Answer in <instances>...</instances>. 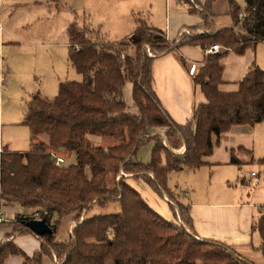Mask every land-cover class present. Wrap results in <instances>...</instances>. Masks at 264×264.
Instances as JSON below:
<instances>
[{
  "label": "trees",
  "instance_id": "obj_1",
  "mask_svg": "<svg viewBox=\"0 0 264 264\" xmlns=\"http://www.w3.org/2000/svg\"><path fill=\"white\" fill-rule=\"evenodd\" d=\"M181 1L204 21L192 28L191 35L180 33L174 44L220 46L219 52L208 53L193 77L206 101L195 107L184 125L170 118L152 89V61L173 44L161 32L139 16L132 34L116 43L101 40L90 25L67 28L68 59L82 79L61 82L51 100L31 96L21 121L31 132L29 150L0 154V203H18L44 213L53 232L37 236L40 245L32 256L12 239L6 240L0 244V264L10 255L22 256L21 264H49L54 258L58 264H105L107 260L113 264H253L229 245L196 238L189 206L174 196L167 175L202 167L203 157L213 152L222 133L264 122V70L258 65L247 69L236 90L219 89L225 50L241 53L248 45L264 41V0H243L242 17L237 1L227 0L232 25L212 33L203 30L214 25V0ZM127 82L132 84L134 111H129L123 98ZM95 137L102 142L97 144ZM109 138L116 142L107 144ZM149 142H153L151 159L143 163L137 151ZM68 153H73L74 163L56 166L54 157ZM258 160L264 164V156ZM230 162L238 163L232 150ZM109 167L116 175L141 178L167 196L176 220L164 219L123 176L109 185ZM111 204H118L119 211L93 213ZM28 214L7 223L13 234L31 233L24 224ZM65 219L75 222L68 238L58 240L55 233ZM252 228L259 234L257 249L264 255V214Z\"/></svg>",
  "mask_w": 264,
  "mask_h": 264
},
{
  "label": "crops",
  "instance_id": "obj_2",
  "mask_svg": "<svg viewBox=\"0 0 264 264\" xmlns=\"http://www.w3.org/2000/svg\"><path fill=\"white\" fill-rule=\"evenodd\" d=\"M149 1V7L146 9H140L143 11H139L141 12V16L139 17L145 20L147 26L161 32L168 42H173L171 50L155 57L152 61V89L161 106L170 118L175 123L184 125L191 119L195 107L206 101L200 86L193 83V77L206 61L208 52H206L205 48L202 49L196 45H177L174 43H176L182 28H185L189 32L188 35H191L192 28L201 25L204 20L199 13L189 12L186 4L181 0ZM195 1H197L198 4H202L205 0ZM219 3L224 6L221 9V12L219 11ZM112 8L113 7L106 9L105 14L106 12L109 13L106 14V19L109 20L107 27L109 34L114 38H122L119 41H113L116 43L126 39L132 34L136 26V16L134 18H129V20H126V18L122 19L119 15L122 14L120 12L121 9L117 11L118 9ZM211 11L213 14L214 25L210 24L208 29L203 30L204 32L212 33L213 30L232 25V18L229 14L227 0H214L211 5ZM143 12H146L147 14L144 15ZM241 12H243V10ZM222 14H224V17L221 16ZM117 15H119V18ZM4 35L8 36V38H14L13 36H15V33H13L10 27L6 28L0 23V51H2L5 44L3 41L4 39H2ZM255 44H257V42L248 45L241 53L235 52V50L230 48L225 50L226 54L222 58V83L219 85L221 91L230 92L237 89L238 82L241 80L247 69L255 64L253 60L254 57L249 51V48L251 46L254 47ZM1 70H3V74H10L13 72L8 65L3 68L0 64V75H2ZM8 83L9 80L6 84ZM124 87L125 85L123 86V89ZM131 90L132 84L130 83L127 91H125V95L130 96V100L129 98L128 100H124L129 106V111H134V108L132 107L133 102L131 99ZM4 95H7L6 88L0 89V154L4 150L10 152H26L30 148L29 142L31 140L29 127L21 123L26 107L21 114V118L16 119L14 117L16 112L15 108L12 104L10 105L11 99L9 97L8 99H6L7 97L4 99ZM123 98H125L124 93ZM260 134H264V122L256 123L254 125L235 126L228 132L222 133L213 152L210 155L203 157V161L205 162L204 165H211L212 168L232 165L233 163L230 162L231 150L233 154L235 150H238L250 155V159L253 160L251 155L257 145L256 138ZM144 156V153H142L141 157L144 158ZM263 156L264 155L261 157ZM62 157L67 162L69 160L74 161L73 153L65 154ZM252 173L253 172H251V175H253ZM131 185L133 186V184ZM136 189L146 202L157 211L154 195L152 196L153 192L145 186ZM241 200L242 199L234 201L192 200L189 204H185L189 206L192 229L196 238L210 239L229 245L244 258L243 254L245 250L243 249L253 248L254 243L260 244L257 243L260 238L259 234L252 228V225L255 222V218L258 219L262 214L257 213L254 210L252 203H247L246 201ZM14 204H17L19 208L13 207V204L2 205L0 203V210L3 211V223H0V244L8 239H12L14 244H16L26 255L32 256L33 253L39 249L40 245V240L37 235L32 232L13 234L12 226L7 224L8 222H14L17 215L30 213L32 210L29 208H21L18 203ZM261 208L264 209V205H261ZM71 222L72 221L68 219L62 221L55 233L56 238L58 234H60L63 240L68 238L69 232L72 228L71 225H68ZM255 233H257L258 236ZM253 249L254 251L258 250L257 247H254ZM18 256L21 257L20 260H18ZM18 256H8L4 264H21L22 256Z\"/></svg>",
  "mask_w": 264,
  "mask_h": 264
},
{
  "label": "rangeland",
  "instance_id": "obj_3",
  "mask_svg": "<svg viewBox=\"0 0 264 264\" xmlns=\"http://www.w3.org/2000/svg\"><path fill=\"white\" fill-rule=\"evenodd\" d=\"M236 1L240 7V17H242L244 1ZM149 2V0H0V23L6 28L10 27L15 33L14 38L4 35L2 39L5 44L0 51L1 66L4 68L8 65L13 71L10 74H3L1 70L0 89L6 88L8 96L4 95V99L6 97V99L8 97L11 99L10 105L12 104L16 111L14 117L21 118L24 108L34 94L51 100L56 96L61 82L82 79L68 59L70 42L67 28L70 25H90L95 28L101 40L119 41L122 38H114L108 32L109 20L106 19V14L109 13L105 14V10L110 7L118 9L117 11L121 9L122 14H119L121 18L129 20V18L141 16L139 11L143 10L140 9L149 7ZM218 5L221 12L224 6L221 3ZM119 15H117L118 18ZM221 16L224 17V14ZM249 51L254 57V63L264 70V42H257L254 47L249 48ZM8 80L9 83L6 84ZM129 86L130 83L127 82L123 89L125 100L128 98L130 100V96L125 95ZM95 142L99 144L102 140L100 137H95ZM115 142L111 138L107 140L109 145ZM256 142L257 145L251 155L253 160L250 159V155L235 150L233 156L238 159V163L213 168L211 165H204L195 170L188 168L173 170L167 175V186L184 204H189L192 200L234 201L242 199L241 201L252 203L257 213L264 214V209L261 208V205H264V164L258 160L264 155V134H260ZM30 144L31 140L29 147ZM152 147L153 142L143 144L137 151V159L148 163L151 159ZM182 150L183 147L180 152ZM142 153L145 155L144 158L141 157ZM67 163H74V161L69 160ZM118 175L123 176L126 182L133 184L136 188L140 189L144 186L148 188L154 193L152 196L154 195L158 214L166 220H176L173 210L168 205L170 199L167 196L162 197L141 178L133 179L128 173L122 172ZM118 175L113 168H107V183L113 184ZM13 207L19 208L17 204H13ZM119 209L118 204H111L107 208H95L93 213H112ZM256 220L257 218L254 221ZM74 222L72 221L68 226H73ZM255 234L258 236L257 233ZM57 239L63 240L60 234L57 235ZM257 243H260V238ZM253 245V248L259 246L255 243ZM253 248L243 249L245 250L244 258L253 264H264V255L258 250L254 251ZM17 258L20 260L21 257ZM48 263L54 264V260L50 259ZM105 264L113 263L107 260Z\"/></svg>",
  "mask_w": 264,
  "mask_h": 264
},
{
  "label": "built area",
  "instance_id": "obj_4",
  "mask_svg": "<svg viewBox=\"0 0 264 264\" xmlns=\"http://www.w3.org/2000/svg\"><path fill=\"white\" fill-rule=\"evenodd\" d=\"M180 32H181V33H186L187 35H188V33H189L185 28H182V29L180 30ZM219 50H220V46L215 44V45H212V46L208 47V48L206 49V52H208V53H217V52H219ZM145 51H146L147 55H149V56L151 55V53H150V51H149L148 48H146ZM54 159H55V165H56V166H60V165H62V164L67 163V161H66L62 156H59V155L55 156ZM252 174H253V173H252ZM117 177H119V175H118ZM43 215H44V213H42V212H40V211H34V212H32V213L30 212V213L27 215V219H30V218H33V219H41V218H43ZM2 216H3V211L0 210V223L3 221ZM53 260H54V262H55L56 264L59 263V262L56 260V258H54Z\"/></svg>",
  "mask_w": 264,
  "mask_h": 264
},
{
  "label": "water",
  "instance_id": "obj_5",
  "mask_svg": "<svg viewBox=\"0 0 264 264\" xmlns=\"http://www.w3.org/2000/svg\"><path fill=\"white\" fill-rule=\"evenodd\" d=\"M24 224L32 233H34L37 236H41L53 232L52 227L44 218L41 219L30 218L25 220Z\"/></svg>",
  "mask_w": 264,
  "mask_h": 264
}]
</instances>
